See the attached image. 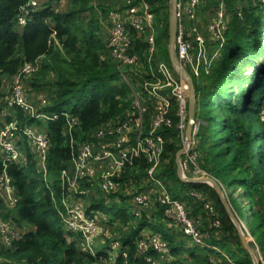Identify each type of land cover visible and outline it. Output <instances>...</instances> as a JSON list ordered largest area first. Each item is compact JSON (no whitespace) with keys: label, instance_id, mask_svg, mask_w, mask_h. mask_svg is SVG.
I'll return each mask as SVG.
<instances>
[{"label":"trees","instance_id":"trees-1","mask_svg":"<svg viewBox=\"0 0 264 264\" xmlns=\"http://www.w3.org/2000/svg\"><path fill=\"white\" fill-rule=\"evenodd\" d=\"M24 1L0 0V99L10 92L13 76L23 63L40 56L39 70L24 79L23 95L28 102L35 104L45 98L43 110L48 113L69 111L78 117L82 131L106 120L123 117L131 104V89L120 79L114 62L108 57L100 58L106 52L108 35L106 40H102L101 34L97 33L98 22L88 21L87 28H81L84 20L82 11L90 0H65L62 9L58 6L63 0H40V8L31 20L25 26H18L15 15L19 4ZM222 1L229 17L224 43L221 47L216 46L219 53L212 60L211 73L203 72L201 77L193 78L197 95L196 117L207 122L199 125L196 134L197 163L217 180L221 189L226 186L233 191L242 190L237 200L241 197L247 201V208L253 215V220L248 222L251 234L264 254V128L259 118L264 106V11L252 0L239 10L235 6L236 0ZM208 2L202 0L200 6L202 21L208 11ZM151 3L156 21L162 11L164 14L161 31L156 35V52L151 65L155 67L156 62L163 60L172 70L168 46L164 44L168 6L156 8L155 1L151 0ZM130 31L138 59L145 62L144 68L148 71L144 35L137 36L134 30ZM203 78H208L210 84L204 85ZM3 82L6 83V91ZM236 97L238 102L234 99ZM16 112L23 122L33 123L32 118L23 116L22 110L16 109ZM150 112L149 108L145 117H149ZM172 118L174 126L161 130L165 139L161 162L164 156L171 151L175 155L182 146L175 127L178 116L174 100ZM64 124L63 117L48 122L50 148L46 181L32 147L26 141H20L21 159L8 168L18 202L15 207L3 205V217L18 227L25 224L31 227L20 240L10 245L0 243V257L33 264H103V257L106 263L112 260L110 264H123L121 251L125 250L129 264H148L146 257L150 258L151 264H219L221 260L212 255L222 258L223 254L217 250L219 247L224 252V261H229V254L235 264H253L249 254L234 252L226 245L227 239H230L229 244L234 242L231 231H227L233 229V223L210 185L181 181L175 162L169 166L170 172L166 169L160 171V164L151 177L147 173L150 164L145 157L136 159L134 165L118 179L127 185L133 183L127 194H121L124 187L106 193L91 188L88 181L80 183V187H87L90 192L78 194L76 198L83 203L86 213L106 217L105 229L110 236L104 244L97 246L95 254H91L82 245L79 234L63 223L51 196L50 189L54 199L60 200L59 174L63 168L69 167L70 149ZM256 140L259 144H255ZM153 178L160 179L164 186V179L169 181L165 188L172 189L170 193L184 204L189 217L201 220L200 230L211 247L192 245L181 227L164 214L158 200L161 188ZM136 191L149 195L147 206L140 207L135 203L133 196ZM191 191H197L202 198L193 197ZM206 200L220 204V211L215 208V216L221 223L219 228L210 225L215 216L205 209ZM234 205L233 208L243 217L241 210L236 209V202ZM199 212L202 215H198ZM153 234L167 242V258L161 259L154 250L143 253L138 249V242ZM113 242L119 244L118 255L112 247Z\"/></svg>","mask_w":264,"mask_h":264},{"label":"built area","instance_id":"built-area-1","mask_svg":"<svg viewBox=\"0 0 264 264\" xmlns=\"http://www.w3.org/2000/svg\"><path fill=\"white\" fill-rule=\"evenodd\" d=\"M201 3L202 0H177L176 4V55L190 75L195 76L193 78L199 77L201 69H204L206 73L209 72L212 56L207 52L209 50L207 40L211 39L217 42L218 47H221L227 29L222 0L215 15L205 22L204 29L202 25L198 28L197 23L201 24ZM39 8L40 0H25L19 4L15 15L16 24L25 26ZM106 17L109 29L107 49L100 58L108 57L113 61L120 79L131 89V104L123 117L106 120L92 129L82 131L78 117L69 111L48 113L43 110L46 104L45 98L42 97L35 104L28 102L23 95L24 79L39 70L40 56L23 63L13 76L10 92L0 99L2 116L0 124V243L3 245H10L13 241L23 238L25 234L24 227H18L13 221L3 217L2 209L3 205L15 207L18 202L8 168L21 159L23 150L20 141H26L32 147L46 181L50 148L48 122L58 120L60 117H63L65 121L64 133L71 157L69 167L63 168L59 174L62 189L60 200H55L52 189H49L59 217L69 230L79 234L82 245L91 254H95L99 245L97 243L104 244L106 238L110 236L105 229L106 217L86 213L83 203L76 198L78 194L87 195L90 192L89 188L80 187V183L88 181L92 185L91 188H98L106 193L126 188L127 183H121L118 179L140 157H145L150 164L147 173L153 177L155 170L161 164L165 144L161 130L164 127L174 126L172 100L176 101L178 116L175 127L182 145L185 142L187 144L181 156L184 175L191 178L212 177L197 163L196 134L200 119L196 116L190 139L186 140L188 89L186 83L175 75L165 61L156 62L155 67L151 65L152 56L156 52L154 27L156 15L153 4L148 0H122V7L108 8ZM186 23L190 24L189 28L186 27ZM130 30H134L137 36L144 35L147 42L148 71L144 68L145 62L138 59ZM133 82L137 85L134 86ZM149 108L150 116L145 117ZM16 109L22 110L24 117L32 118L33 123L23 122ZM260 120H264V109L260 111ZM153 179L161 188L158 200L164 208V214L181 227L192 245L201 248L207 246L204 234L200 230V222L188 216L184 204L168 192L160 179ZM130 184L133 183L130 182ZM190 195L197 199L202 198L197 191H191ZM133 199L140 207L149 204V195L146 193L136 191ZM205 209L212 216L217 213L210 201L205 202ZM135 214L137 215V212ZM210 225L219 228L221 225L219 218L213 217ZM137 246L143 253L154 250L161 259L169 256L167 242L156 234L141 239ZM112 247L118 255V242H113ZM121 254L123 264H129L127 252L123 250ZM0 260H6L9 264H33L26 261L12 262L2 257ZM146 261L151 264L149 257H146ZM260 263L264 264V260L262 259Z\"/></svg>","mask_w":264,"mask_h":264},{"label":"rangeland","instance_id":"rangeland-1","mask_svg":"<svg viewBox=\"0 0 264 264\" xmlns=\"http://www.w3.org/2000/svg\"><path fill=\"white\" fill-rule=\"evenodd\" d=\"M122 1V0H121ZM149 2H151V0H148ZM251 0H236L235 1V6H236V8H238V10L239 9H241L244 5H247V4H249V2H250ZM252 2L255 4V5H258L259 6V8H261L263 11H264V0H252ZM166 4H167V6H168V4H169V0L166 2ZM101 5V4H100ZM65 7V0H63V1H59V6H58V8L59 9H62V8H64ZM101 7L100 6H97V8H94V9H91V8H89V6L88 7H86L83 11H82V16H83V18H84V20H83V22L81 23V28L82 29H86L87 28V22L88 21H93V23H96V22H98V20H99V22H100V20L102 19H104V15L101 13L102 11H101V9H100ZM220 8V0L218 1V0H209V2H208V7H207V14H206V16H205V19H203V21L205 22V21H207V20H209L211 17H213L214 15H215V13L218 11V9ZM97 9V10H96ZM108 9V8H107ZM157 11V10H156ZM223 13H224V19H225V21H226V23H228V19H229V17H228V12H227V10H226V8H225V6H224V11H223ZM263 14H264V12H263ZM155 15H156V12H155ZM107 20V19H106ZM106 24H108V21H106ZM197 26H198V28H200L201 27V24L198 22L197 23ZM186 27L187 28H189L190 27V24L189 23H186ZM204 28V27H203ZM205 34H207L206 33V31H205ZM207 42H208V48H209V50L207 51L208 53H209V55L210 56H212L211 58H212V60H214V56L217 54V52H218V49L216 48V46H218V44H217V42H214L213 40H211V39H208L207 40ZM168 43H169V36H168V27H167V35L164 37V44L165 45H167L168 46ZM219 53V52H218ZM218 55V54H217ZM216 57V56H215ZM211 63H213V61L211 62ZM211 66V65H210ZM211 70V67H210V69H209V71ZM203 72L204 73H206L205 71H204V69H201V72H200V74H199V77H201V75H203ZM210 73H211V71H210ZM206 74H208V73H206ZM193 77H195V76H193ZM194 79H196V78H194ZM204 79V85H209L210 83H209V80H208V78L207 79H205V78H203ZM134 83V86L135 85H137V83L136 82H133ZM201 84H202V82H201ZM226 86V85H225ZM225 86H223V88H225ZM138 91H139V89L138 88H136ZM130 98L132 99V96H131V92H130ZM234 99H236V102H238V99H237V97L236 98H234ZM262 109H264V106L261 108V110ZM260 110V111H261ZM219 112V111H218ZM217 114H219V113H217ZM259 118H260V112H259ZM219 120H221V117H219ZM262 121V120H261ZM187 122V121H186ZM262 125H263V128H264V120L262 121ZM207 124V122L205 121V120H203L202 118H200V125H206ZM255 144H259V141L258 140H256L255 141ZM175 146V145H174ZM173 147V145L171 146V148ZM70 157H71V152H70ZM70 159V158H69ZM164 160H163V162H161V165H160V171H163V169H166L167 170V172H170V168H169V166H171L172 164V162H175V155H174V152H172L171 151V153H169L168 155H166V156H164V158H163ZM164 183L167 185V186H169V181L167 180L166 181V179H164ZM219 184V183H218ZM165 185V186H166ZM220 186V185H219ZM127 187L128 188H131L130 187V184H128L127 185ZM168 189V188H167ZM170 190H172V189H168V192L170 193ZM222 190V193H223V195H224V197H225V199H226V201H227V203H228V206H229V208H230V211H231V213H232V217H230L229 215H228V213H227V211H226V209H225V207H224V205H223V207H224V209H225V211H226V213H227V215H228V217H229V219L231 220V222L233 223V229H231V230H227V231H231L230 232V235L232 236V239H234V242H232V244H229V240L230 239H227L226 240V245L227 246H229V248L232 250V251H234V252H237V251H243V253L242 254H245V252H246V254H249V256H250V258H251V261H252V255L254 254V256H255V258L257 259V262H258V264H261L260 263V261L263 259L264 260V254L263 253H261L260 252V250H259V248L256 246V244H255V242H254V239H253V237H252V234H251V229H250V227H249V224H248V222L249 221H252L253 220V215H252V212L250 211V210H248V208H247V205H248V203H247V201H245V199L243 200V198H241V197H239L238 198V200H237V196H238V194H239V192H241L242 190L241 189H238V190H236V191H233L231 188H226V186L224 187V188H222L221 189ZM171 194V193H170ZM171 195H173L174 196V194H171ZM214 200V199H213ZM221 201V200H220ZM234 202H236V209H240L241 210V213L243 214V217L241 216H239V214L237 213L238 211L237 210H235L234 208H233V205H234ZM214 203H215V205H214ZM222 203V202H221ZM238 203V204H237ZM212 204L214 205V207L217 209V210H219L220 211V209H221V207H220V204H218V203H216L215 201L214 202H212ZM233 204V205H232ZM247 204V205H246ZM235 206V205H234ZM221 213V216H223V220H224V225L226 226V223H227V221H226V217H225V215H224V213H223V211L222 212H220ZM222 213H223V215H222ZM198 215H202V213L201 212H199L198 213ZM24 227V231H25V233L29 230V228L31 227L30 225H27V224H25V226H23ZM240 234H243V236H244V238H245V240L247 241V243H246V246L244 245V243L241 241V238H240ZM25 235V234H24ZM239 237V239H236V237ZM252 238V239H251ZM235 241L236 242H238V243H236L235 244ZM250 241H251V243H250ZM100 244V243H99ZM210 245V244H209ZM203 248H206V247H203ZM217 248V247H216ZM217 250H220V252H219V254H223L224 255V252L221 250V249H219V247L217 248ZM251 252L253 253V254H251ZM212 255H216L221 261H220V263L219 264H230L229 262H231V264H235L233 261V257L231 256V255H229V254H227V257H228V260L229 261H224L225 260V258L223 257V255H222V258L219 256V255H217V254H213L212 253ZM215 256V257H216ZM102 260H103V264H110V263H112V261L109 263V262H107L106 263V259L105 258H101ZM7 260H9V258L7 259ZM10 261H12V262H15V261H13L12 259H10ZM233 262V263H232ZM253 263V262H252ZM0 264H9L6 260H0ZM95 264H100L99 262H96Z\"/></svg>","mask_w":264,"mask_h":264},{"label":"water","instance_id":"water-1","mask_svg":"<svg viewBox=\"0 0 264 264\" xmlns=\"http://www.w3.org/2000/svg\"><path fill=\"white\" fill-rule=\"evenodd\" d=\"M177 0H169L168 4V36H169V43H168V57L172 67V71L187 85V122L185 128V136L186 140L188 141L191 136L192 126L195 122L196 116V89L195 84L193 81V77L190 75L188 70L185 66L180 62L179 58L176 55L175 50V39H176V31H177V9H176ZM186 142L176 151L175 154V163H176V171L178 178L181 181L185 182H192V183H207L209 184L214 191L219 196L222 204L224 205L228 215L232 217V213L228 206V203L222 193L221 187L219 184L212 178H191L187 177L183 173L182 165H181V156L185 152L186 149ZM241 241L246 246L247 241L245 240L243 234H240ZM251 254H253L251 252ZM252 262L253 264H258L257 259L255 258L254 254L252 255Z\"/></svg>","mask_w":264,"mask_h":264},{"label":"crops","instance_id":"crops-1","mask_svg":"<svg viewBox=\"0 0 264 264\" xmlns=\"http://www.w3.org/2000/svg\"><path fill=\"white\" fill-rule=\"evenodd\" d=\"M154 1H155V4H156V8H158V6H162V5L164 6L168 0H154ZM88 6L94 7V8H97V6H100L101 7L100 8L101 11L104 12L107 8L120 9L122 7V1L121 0H90L89 3H88ZM167 10H168V8H167ZM102 14L104 15V19L103 20L101 19L100 22L98 20L97 33L101 34L102 40H106L109 29H108V24H106V21H107L106 20L107 19L106 13H102ZM163 19H164V14H163V11H162L160 13L159 17H158V20L154 24L155 34L156 35L161 31L162 24L164 22ZM201 25H202V28H203L204 27V23H203L202 20H201ZM3 85H5V86H3V89H4V91H6V83L3 82ZM37 95H39V94H37ZM0 107H1V105H0ZM1 122H2V116L0 114V124H1ZM130 186H131V184H130ZM130 190H131V188L126 187L125 189H123L121 191V194H127V193L130 192ZM206 201H210V200H206ZM138 213H139V211L137 212V215L136 216H138ZM196 220H198L200 222V224L202 225L201 220H199V219H196ZM98 241L100 242V238L98 239ZM205 243L207 244V246H205V247H211V245H209V243H207L206 241H205ZM97 244H99V243H97ZM211 261H215L214 258H211Z\"/></svg>","mask_w":264,"mask_h":264}]
</instances>
